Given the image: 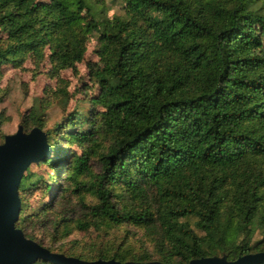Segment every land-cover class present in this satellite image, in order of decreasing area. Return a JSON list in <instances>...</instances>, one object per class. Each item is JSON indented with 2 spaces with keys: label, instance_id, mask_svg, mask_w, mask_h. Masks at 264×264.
I'll use <instances>...</instances> for the list:
<instances>
[{
  "label": "trees",
  "instance_id": "obj_1",
  "mask_svg": "<svg viewBox=\"0 0 264 264\" xmlns=\"http://www.w3.org/2000/svg\"><path fill=\"white\" fill-rule=\"evenodd\" d=\"M91 1L0 0V82L4 65L30 61L58 83L24 115L26 132L45 131L52 106L66 110L61 73L90 37L100 58L88 65L100 89L83 99L90 108L45 132L52 154L37 164L53 175L32 164L23 176L17 227L84 261L264 251V0H129L114 23ZM37 190L52 200L31 208ZM73 232L98 236L90 248L60 243Z\"/></svg>",
  "mask_w": 264,
  "mask_h": 264
},
{
  "label": "rangeland",
  "instance_id": "obj_2",
  "mask_svg": "<svg viewBox=\"0 0 264 264\" xmlns=\"http://www.w3.org/2000/svg\"><path fill=\"white\" fill-rule=\"evenodd\" d=\"M129 0H105V5L96 4L94 0L90 2L93 8L95 18L106 20L114 23L118 16H121V6H128ZM91 18L85 17L84 22H88ZM104 22V21H103ZM101 22V23H103ZM264 40V38H263ZM98 42L95 37H90L87 41V52L83 61L77 65L76 69L64 70L61 78L69 83L68 91L71 95L69 104L64 111L57 105L52 106L48 112V121L44 132L52 129L54 125L61 123L65 116L72 113L77 106H82L85 111L90 108V104L83 99L97 97L100 94L98 86L93 85L90 81V71L88 65L91 63H99L100 58L97 54ZM259 53H264V44ZM50 65L46 62L40 68H36L30 61H27L23 67L16 69L12 66L4 65L2 67L3 76L0 82V144L4 142L7 135H13L18 131L24 115L28 110L38 103L39 99L45 96L47 88L57 86V80H52L47 73ZM86 87L89 89L86 91ZM72 149L76 152V147ZM94 170L99 171V167L92 164ZM33 170L38 172L48 180L47 174L53 173L45 165H33ZM52 198L45 195L41 190L32 192L29 198L31 208H36L41 203H49ZM121 230L113 232L111 238ZM119 235H122L120 233ZM98 236L96 233L73 232L65 237L60 243L72 246L71 241H78L79 245L87 244L88 248L92 247V240ZM256 239H259V235ZM57 244L56 246H60ZM137 250L141 249V242L137 244Z\"/></svg>",
  "mask_w": 264,
  "mask_h": 264
},
{
  "label": "water",
  "instance_id": "obj_3",
  "mask_svg": "<svg viewBox=\"0 0 264 264\" xmlns=\"http://www.w3.org/2000/svg\"><path fill=\"white\" fill-rule=\"evenodd\" d=\"M52 149L46 133L40 128L30 132L20 125L13 135L0 144V264H34L45 260L55 264H164L152 262H118L115 260L84 261L55 253L26 237L17 227L21 213L19 188L25 172L32 164L50 157ZM189 264H264V251L229 260L226 255L193 259Z\"/></svg>",
  "mask_w": 264,
  "mask_h": 264
},
{
  "label": "flooded vegetation",
  "instance_id": "obj_4",
  "mask_svg": "<svg viewBox=\"0 0 264 264\" xmlns=\"http://www.w3.org/2000/svg\"><path fill=\"white\" fill-rule=\"evenodd\" d=\"M4 140H5V138H4Z\"/></svg>",
  "mask_w": 264,
  "mask_h": 264
}]
</instances>
